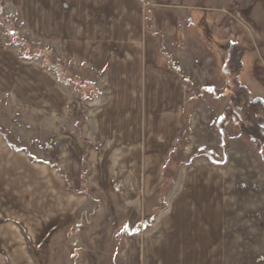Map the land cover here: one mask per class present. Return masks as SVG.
Here are the masks:
<instances>
[{
	"label": "crops",
	"instance_id": "1",
	"mask_svg": "<svg viewBox=\"0 0 264 264\" xmlns=\"http://www.w3.org/2000/svg\"><path fill=\"white\" fill-rule=\"evenodd\" d=\"M6 3L18 16L25 33L56 43L53 53L71 60L77 67L75 73H105L103 80L94 82L98 95L89 103L91 111L86 123L46 143L43 161L33 162L27 153L14 149L0 132V175L7 176L9 182H23L30 178L32 169L38 170L40 178L45 175L46 182L52 185L61 215L65 214L59 222L56 218L41 226L36 239L24 222L4 220L10 228L24 232L35 246L79 211L80 215H95L94 225L102 231H97L99 247L112 243L115 224L110 212L124 217L120 228L133 226L140 217L144 220L145 210L153 205L163 180L165 162L179 139L185 100V88L169 74L162 44L183 43L193 36L192 32L203 38V32L215 25L222 40L241 46L244 51L256 49L258 56L251 63L250 79L260 82L264 91V0ZM2 40L0 31V96L18 101L23 108L63 115L64 86L57 77L41 63L21 59ZM243 55L242 60H247ZM72 69L74 73L75 68ZM87 144L91 149L85 156ZM113 174L118 176L124 195L111 190ZM40 178L35 183H42ZM25 188L24 185V191ZM223 194L221 175L210 167L198 164L182 170L167 196L166 211L149 221L148 230L129 234L126 229L118 262L225 264ZM1 198L3 208L9 206L5 212L8 214H26L31 206L21 193ZM80 201L84 206L81 210ZM84 258L89 264L115 261L114 255ZM9 260L13 262L11 257Z\"/></svg>",
	"mask_w": 264,
	"mask_h": 264
},
{
	"label": "rangeland",
	"instance_id": "2",
	"mask_svg": "<svg viewBox=\"0 0 264 264\" xmlns=\"http://www.w3.org/2000/svg\"><path fill=\"white\" fill-rule=\"evenodd\" d=\"M0 1V18L17 33L24 51L31 54L39 51L49 53L53 64L94 87L96 80L104 79L103 72L94 74L78 70L75 73L77 67L71 60L53 53L56 43L43 42L25 33L18 16H14L6 0ZM201 28L203 32L204 26ZM5 30L4 26H0L4 45L17 51L19 55L21 46L6 37ZM191 35L193 36L183 43H164L161 46L163 53L167 54L165 59L169 63V74L177 77L185 88V100L180 136L165 162L171 161L172 164L165 171L167 185L163 187L164 194L159 198L161 182L153 205L145 210L144 220L140 217L133 226L126 228L127 232L124 227L120 228L124 217L110 212V219L115 224L111 234L112 243L110 246L99 247L96 245L100 238L97 231H102L94 225L95 215H80L79 211L59 223L55 227L57 229L50 231L41 245L35 246L24 232L15 231L4 220L10 218L24 222L33 237L38 238L41 226L44 227L56 218V222H59L60 217L65 216L61 215V205L56 202V192L46 182L45 175L42 174L40 178L38 170L32 169V175L27 178L30 182L27 179L22 180L23 182H9L6 181L7 176L0 175V211L4 212L0 214V264H34L32 257L36 264H89L84 255L97 258L114 255L115 261L112 264H120L117 256L126 232L135 234L147 231L149 221L166 211L167 196L176 185L181 171L198 164L205 165L207 169L210 167L221 175L225 207V264H263L264 109L257 107L252 115L247 116L252 101L240 89V86L244 87L252 98L264 101L260 82L253 77L250 79L251 63L257 61L258 53L256 49L244 51L245 48L222 40L215 25L209 32H203V38L194 32ZM244 52H247L246 56L243 55ZM242 55L247 60H241ZM23 60L42 64L41 60ZM72 68H75L74 73ZM46 70L56 76L54 72ZM60 84L64 86L65 104L64 113L59 116L23 108L18 101L0 96V132L14 149L27 153L33 162L43 161L42 152L46 143L62 132L77 130L86 123L91 111L89 103L93 99L90 102L83 101L81 94L73 87ZM90 149L91 146L85 145V156ZM112 177L111 190L124 195L118 176L113 174ZM38 178L43 180L42 183H35ZM19 193L31 203L27 213H5L9 206L5 205L3 208L1 195L13 197ZM122 200H125L124 196ZM81 204L83 201L79 203V210L84 207ZM141 219L143 223L140 225ZM40 220L44 221L40 223Z\"/></svg>",
	"mask_w": 264,
	"mask_h": 264
},
{
	"label": "trees",
	"instance_id": "3",
	"mask_svg": "<svg viewBox=\"0 0 264 264\" xmlns=\"http://www.w3.org/2000/svg\"><path fill=\"white\" fill-rule=\"evenodd\" d=\"M0 5H1V1H0ZM1 13H0V17H1ZM146 20H147V24H148V21H149V14L146 12ZM0 26H4L5 27V32H6V37H8L9 39L17 42V44L20 47V50H19V56L23 59H27V60H41L42 64H43V67L54 72L56 74V77H57V80L58 82L60 83H63L64 85L66 86H71L73 87L77 92H79L81 94V97H82V100L83 101H86L87 102H90V100L94 99L98 93L97 91L95 90V87L93 84L87 82V81H84V80H81L80 78L70 74V73H67V72H64L61 68H59L58 65L56 64H53L51 62V55L47 52H42V51H39L37 54H31L29 53V51H24L23 50V43L22 42H19L18 41V36H17V33L13 30V28L9 27L8 25L5 24V22H3L0 18ZM242 60V58H241ZM240 89L245 92V94L247 95L248 99H250L252 101L250 107H249V111L250 112H247V116L249 115H252V112L257 108V107H261L264 109V101L261 100L260 98H252L251 97V94H249L248 90L244 87H241L240 86ZM185 113V110L183 112V114ZM183 120V118H182ZM171 162V161H170ZM169 161L165 164V166L163 167V180H162V184L158 190V196L159 198L163 196V187L166 186V177H165V171L168 170L170 167H171V164L172 162L170 163ZM147 227V226H146Z\"/></svg>",
	"mask_w": 264,
	"mask_h": 264
}]
</instances>
